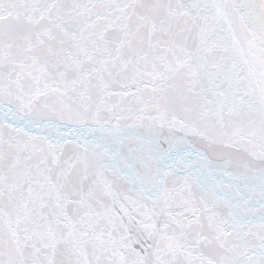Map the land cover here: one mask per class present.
<instances>
[{"label":"snow or ice","instance_id":"6c2138e0","mask_svg":"<svg viewBox=\"0 0 264 264\" xmlns=\"http://www.w3.org/2000/svg\"><path fill=\"white\" fill-rule=\"evenodd\" d=\"M0 264H264V0H0Z\"/></svg>","mask_w":264,"mask_h":264}]
</instances>
